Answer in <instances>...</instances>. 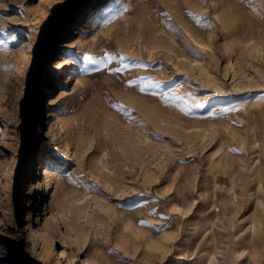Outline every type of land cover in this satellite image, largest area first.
<instances>
[{"label": "rangeland", "instance_id": "obj_1", "mask_svg": "<svg viewBox=\"0 0 264 264\" xmlns=\"http://www.w3.org/2000/svg\"><path fill=\"white\" fill-rule=\"evenodd\" d=\"M0 264H264V0H0Z\"/></svg>", "mask_w": 264, "mask_h": 264}, {"label": "bare ground", "instance_id": "obj_2", "mask_svg": "<svg viewBox=\"0 0 264 264\" xmlns=\"http://www.w3.org/2000/svg\"><path fill=\"white\" fill-rule=\"evenodd\" d=\"M55 65H56V62H55ZM50 76H52V74L49 73L48 77H50ZM42 173H43L44 180L46 181V186H47V188H46L47 189L46 190V195L50 196L52 194V192H53V187H52V181H51V170H50L49 165H45L44 167L41 168L40 176H41ZM37 183H38V186H37L36 182H32L30 184V187L33 188V189H36L38 187L41 188L43 186L41 180L38 179V182ZM45 205L47 207L46 208V211H48L49 210L48 203L46 202ZM28 216H31V211H28Z\"/></svg>", "mask_w": 264, "mask_h": 264}]
</instances>
